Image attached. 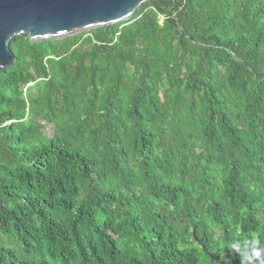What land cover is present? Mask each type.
<instances>
[{
    "label": "trees",
    "instance_id": "1",
    "mask_svg": "<svg viewBox=\"0 0 264 264\" xmlns=\"http://www.w3.org/2000/svg\"><path fill=\"white\" fill-rule=\"evenodd\" d=\"M10 48L0 264H244L231 243L264 247V0H147Z\"/></svg>",
    "mask_w": 264,
    "mask_h": 264
},
{
    "label": "water",
    "instance_id": "2",
    "mask_svg": "<svg viewBox=\"0 0 264 264\" xmlns=\"http://www.w3.org/2000/svg\"><path fill=\"white\" fill-rule=\"evenodd\" d=\"M147 0H0V74L17 61L11 43L64 39L127 21Z\"/></svg>",
    "mask_w": 264,
    "mask_h": 264
},
{
    "label": "clouds",
    "instance_id": "3",
    "mask_svg": "<svg viewBox=\"0 0 264 264\" xmlns=\"http://www.w3.org/2000/svg\"><path fill=\"white\" fill-rule=\"evenodd\" d=\"M229 247L242 258L244 264H264V247H260L258 241H236Z\"/></svg>",
    "mask_w": 264,
    "mask_h": 264
},
{
    "label": "rangeland",
    "instance_id": "4",
    "mask_svg": "<svg viewBox=\"0 0 264 264\" xmlns=\"http://www.w3.org/2000/svg\"><path fill=\"white\" fill-rule=\"evenodd\" d=\"M46 132L48 135H52L53 134V128L51 126H49L47 129H46Z\"/></svg>",
    "mask_w": 264,
    "mask_h": 264
}]
</instances>
